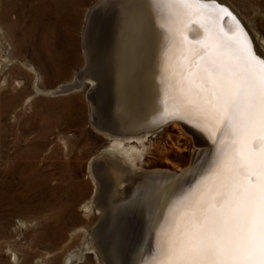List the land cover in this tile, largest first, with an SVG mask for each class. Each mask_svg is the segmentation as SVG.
<instances>
[{
	"label": "rangeland",
	"instance_id": "374dc122",
	"mask_svg": "<svg viewBox=\"0 0 264 264\" xmlns=\"http://www.w3.org/2000/svg\"><path fill=\"white\" fill-rule=\"evenodd\" d=\"M225 1L251 32L256 31L253 35L264 40V0ZM107 2L0 0V264H67L65 243L71 251L85 231L93 237L98 226L108 247L119 249L118 264H131L143 245L140 204H125L114 219L111 215L101 219L94 210L88 216L81 209L93 188L89 160L109 142L91 120L88 93L93 119L106 125L113 116L109 86L102 83L93 93L83 83L80 90L64 95L36 94L35 74L19 62L36 69L43 90L73 79L85 65L84 44L98 66L110 49L113 33L114 7L99 6ZM92 8L97 12L87 27ZM186 133L166 124L149 137L138 172L178 174L191 165L196 146ZM61 210L69 216L60 221L56 214ZM130 222L136 228L134 236L129 235ZM86 256L72 264H93L92 254Z\"/></svg>",
	"mask_w": 264,
	"mask_h": 264
},
{
	"label": "bare ground",
	"instance_id": "6f19581e",
	"mask_svg": "<svg viewBox=\"0 0 264 264\" xmlns=\"http://www.w3.org/2000/svg\"><path fill=\"white\" fill-rule=\"evenodd\" d=\"M107 1L103 5L99 3V6L102 9H109L111 5L114 7L113 33L110 49L98 66L84 44L85 65L73 79L55 89L43 90L38 87L36 69L19 62L35 74L32 85L36 94L64 95L80 90L83 83H87L93 93L102 83L109 86L113 116L106 125L121 131L112 134L100 130L109 142L89 160L93 188L81 209L88 216L94 210L101 219L108 215L114 219L122 207L140 204L144 211L145 234L143 245L141 248L138 246L131 264H158L165 259L163 249L169 238L181 246L202 231L198 225L205 223V217L210 223L211 219L227 212V207L219 209L218 204L222 203L218 195L222 178L212 175L211 169L215 167L229 137H221L218 132L209 135L203 130L210 123L205 118L209 110L208 101L215 102L213 92L219 91L214 78L208 77L205 68L213 62L225 67L235 65L231 52L221 46V42L233 33L241 40L244 39L241 30L247 33L251 46L263 59L264 40L257 33L253 35L255 30L251 32L225 0H216L204 11L186 5L161 7L154 5L152 0ZM217 3L227 5L236 14L232 17L237 16L240 21L236 17H224L221 8H228L216 7ZM94 12H97L96 8L87 13V27ZM32 96L26 97L25 102L30 101ZM88 96L92 120L94 106L91 92ZM161 115L168 116L169 125L184 129L194 138L196 149L193 160L178 174L139 173L138 164L148 153L146 141L162 129L149 132L146 128L156 124ZM130 131L133 133H128ZM101 189L108 190L109 194ZM115 194L117 198L109 199ZM124 200L127 203L122 204ZM212 205L216 207L209 211ZM68 216L62 210L56 214L60 221ZM127 224L131 226L129 235L134 236V223ZM98 227L93 230V237L85 231L82 242L71 251L69 242H66L68 250L63 261L67 264L80 263L87 254H92L93 264H118L119 249L108 247ZM62 231L59 232L60 241L63 239ZM115 243L118 244L117 240Z\"/></svg>",
	"mask_w": 264,
	"mask_h": 264
},
{
	"label": "snow or ice",
	"instance_id": "6c2138e0",
	"mask_svg": "<svg viewBox=\"0 0 264 264\" xmlns=\"http://www.w3.org/2000/svg\"><path fill=\"white\" fill-rule=\"evenodd\" d=\"M152 3L196 6L204 11L216 0ZM221 12L232 17L227 9ZM241 35L243 40L233 33L221 42L231 52L234 66L213 62L205 68L219 91L213 92L215 102L208 101L205 118L210 123L203 130L229 137L211 169L212 175L222 178L218 193L222 203L218 204L219 209L227 207V212L210 223L205 217V223L198 225L202 231L181 246L169 238L163 249L165 259L158 264L165 260L167 264H264V59L256 55L247 33L241 30Z\"/></svg>",
	"mask_w": 264,
	"mask_h": 264
},
{
	"label": "water",
	"instance_id": "95a60500",
	"mask_svg": "<svg viewBox=\"0 0 264 264\" xmlns=\"http://www.w3.org/2000/svg\"><path fill=\"white\" fill-rule=\"evenodd\" d=\"M218 5H221V6H225V8H228V9H230L227 5H225V4H222V3H217ZM227 9V10H228ZM229 11V10H228ZM230 12L233 14V15H236L231 9H230ZM226 15H224V17H225ZM239 21H240V19L237 17V16H235ZM252 48H253V50H254V47L253 46H251ZM255 51V50H254ZM256 53V52H255ZM256 55L257 56H259L257 53H256ZM260 58H262L261 56H259ZM263 59V58H262ZM82 87V85L80 86V88ZM72 89V88H71ZM67 91H70V90H67ZM93 116H94V114H93ZM92 121L94 122V125H95V127L97 128V129H99V130H102V131H104V130H106V131H108L109 133H112V134H115V133H119L120 131H121V129H119V130H117L118 128H113V127H108L107 125H105V124H102L100 121H97V120H95V119H93L92 118ZM170 122V119L168 118V116H164V115H161V117L158 119V121H157V123L156 124H154L153 126H151V127H149V128H146V130L147 131H149V132H153V131H155V130H157V129H161V128H163V126H165L166 124H168ZM147 127V126H146ZM142 131H143V128H142ZM128 133H133V132H128Z\"/></svg>",
	"mask_w": 264,
	"mask_h": 264
}]
</instances>
